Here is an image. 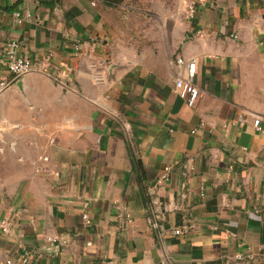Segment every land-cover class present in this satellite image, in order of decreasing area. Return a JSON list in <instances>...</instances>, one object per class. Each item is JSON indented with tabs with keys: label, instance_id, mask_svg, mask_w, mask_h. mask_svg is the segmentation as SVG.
Instances as JSON below:
<instances>
[{
	"label": "crops",
	"instance_id": "0c3cea01",
	"mask_svg": "<svg viewBox=\"0 0 264 264\" xmlns=\"http://www.w3.org/2000/svg\"><path fill=\"white\" fill-rule=\"evenodd\" d=\"M10 42L0 264H264V0H0Z\"/></svg>",
	"mask_w": 264,
	"mask_h": 264
},
{
	"label": "built area",
	"instance_id": "2783aa9c",
	"mask_svg": "<svg viewBox=\"0 0 264 264\" xmlns=\"http://www.w3.org/2000/svg\"><path fill=\"white\" fill-rule=\"evenodd\" d=\"M90 5L95 7L98 3L104 0H88ZM195 14V3L190 2L186 7V15L188 18H193ZM17 44L14 42L7 43L4 50L0 55V64L5 67V69L15 78L23 77L24 75L33 72L42 70L39 64L31 62L28 59L20 58L16 56ZM176 66L182 70V74L178 75L174 80V90L175 93L184 100L185 104L189 108H194L198 99L201 96L199 88L194 84L193 78L196 72V65L193 61H184L181 57L176 58ZM6 86L5 83L0 84V89H3ZM261 118H256L253 121V125L256 130L262 131L260 126ZM44 162L48 161L46 157L42 158ZM45 171V168L42 169ZM83 223L88 225L89 217L85 213L82 215ZM8 223L1 222L0 228L3 232H8ZM176 235H179L181 231L179 229L174 230ZM260 253L264 256V244L259 247ZM235 259L240 260V256H235Z\"/></svg>",
	"mask_w": 264,
	"mask_h": 264
},
{
	"label": "water",
	"instance_id": "95a60500",
	"mask_svg": "<svg viewBox=\"0 0 264 264\" xmlns=\"http://www.w3.org/2000/svg\"><path fill=\"white\" fill-rule=\"evenodd\" d=\"M20 79H21V77H18V78L16 79V84H17L18 87H20V85H21V83H20Z\"/></svg>",
	"mask_w": 264,
	"mask_h": 264
}]
</instances>
